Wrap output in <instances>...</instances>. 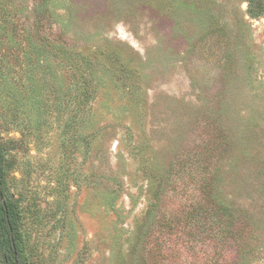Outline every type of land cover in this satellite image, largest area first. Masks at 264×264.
<instances>
[{"label": "rangeland", "instance_id": "obj_1", "mask_svg": "<svg viewBox=\"0 0 264 264\" xmlns=\"http://www.w3.org/2000/svg\"><path fill=\"white\" fill-rule=\"evenodd\" d=\"M247 4L0 0L26 264H264V14ZM46 43L87 59L83 114Z\"/></svg>", "mask_w": 264, "mask_h": 264}, {"label": "trees", "instance_id": "obj_2", "mask_svg": "<svg viewBox=\"0 0 264 264\" xmlns=\"http://www.w3.org/2000/svg\"><path fill=\"white\" fill-rule=\"evenodd\" d=\"M40 1L42 4L44 3V0ZM247 3V14L251 18H256L264 14V0H247ZM41 52L44 53L45 57L60 56L61 61L64 62L63 65L78 71L81 79L78 86L80 89L76 95V104L78 105L80 115L83 114L86 105L91 102L94 92L91 88L89 78L82 74L88 67L87 59L81 60L79 63V60L76 57H72L70 51L65 46H54L48 43L41 49ZM81 64L82 66H80ZM32 102L36 103L37 98ZM7 150L8 148L0 140V262L1 264H26L20 245L21 231L18 206L13 195L9 194L6 184ZM154 206L152 204L148 208L146 212L148 218L151 216ZM145 227L146 225L142 227L141 233L138 236V243L142 239L143 234L146 233Z\"/></svg>", "mask_w": 264, "mask_h": 264}]
</instances>
